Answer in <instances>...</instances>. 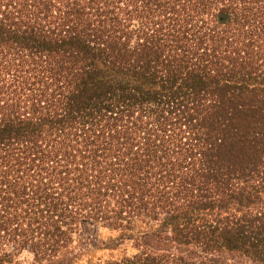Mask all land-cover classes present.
I'll return each instance as SVG.
<instances>
[{"label": "trees", "instance_id": "1", "mask_svg": "<svg viewBox=\"0 0 264 264\" xmlns=\"http://www.w3.org/2000/svg\"><path fill=\"white\" fill-rule=\"evenodd\" d=\"M93 251L264 264V0H0V264Z\"/></svg>", "mask_w": 264, "mask_h": 264}, {"label": "rangeland", "instance_id": "2", "mask_svg": "<svg viewBox=\"0 0 264 264\" xmlns=\"http://www.w3.org/2000/svg\"><path fill=\"white\" fill-rule=\"evenodd\" d=\"M114 235H115V233H112L109 230H102L101 231V237H103L104 239H107V238H109L111 236H114ZM110 255L111 254L109 252H106V251H93L92 255L90 256L89 259L86 258L82 262H80L79 264H89L88 260L92 261V260L96 259L99 256L108 257Z\"/></svg>", "mask_w": 264, "mask_h": 264}]
</instances>
